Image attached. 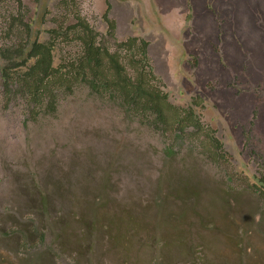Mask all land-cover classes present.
Instances as JSON below:
<instances>
[{
  "label": "rangeland",
  "instance_id": "obj_1",
  "mask_svg": "<svg viewBox=\"0 0 264 264\" xmlns=\"http://www.w3.org/2000/svg\"><path fill=\"white\" fill-rule=\"evenodd\" d=\"M68 2L0 0V264H264V0ZM76 12L111 51L145 39L201 131L166 134L86 83L54 112L6 90L4 49L59 34L54 66L82 54L60 41Z\"/></svg>",
  "mask_w": 264,
  "mask_h": 264
},
{
  "label": "trees",
  "instance_id": "obj_2",
  "mask_svg": "<svg viewBox=\"0 0 264 264\" xmlns=\"http://www.w3.org/2000/svg\"><path fill=\"white\" fill-rule=\"evenodd\" d=\"M60 1L64 7H68L69 0ZM71 3H74L73 0ZM75 14L78 21L62 31L60 41L79 40L83 44L82 54L67 64L54 66L52 52L59 34L53 35L49 42H33L28 51L27 44L13 50L4 49L2 57L6 65L2 74L6 90L10 91V87H13L19 94L29 96L33 103L41 104L43 98H46L48 102L45 111L54 112L59 91L71 92L79 83H86L92 92L109 94L110 97L120 100L143 124L161 128L166 134L169 130H174L173 136L189 135L191 127L195 132L201 131L194 109L182 108L171 103L159 77L150 72L151 65L146 59L148 42L145 39L129 36L119 42L116 50L111 51L109 46L97 42L96 33L80 13ZM26 26L30 31L31 26L29 24ZM114 26L115 23L111 22V29H115ZM51 31L55 33L58 30ZM29 38L30 34L27 43ZM123 51L129 56L124 55ZM25 54L27 58L19 64L20 66H25L27 61L34 57L36 59L24 70L18 71L17 67L20 66H15L13 62ZM137 54L144 55L140 65L135 61ZM211 140L215 147L213 156L218 159L222 145L213 135ZM172 147V144L167 146L165 152L172 154ZM259 183L262 185L260 193L264 196V177L260 178Z\"/></svg>",
  "mask_w": 264,
  "mask_h": 264
}]
</instances>
